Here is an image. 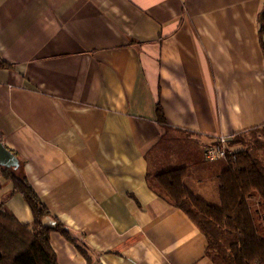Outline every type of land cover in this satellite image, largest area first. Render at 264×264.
<instances>
[{"label": "crops", "instance_id": "crops-1", "mask_svg": "<svg viewBox=\"0 0 264 264\" xmlns=\"http://www.w3.org/2000/svg\"><path fill=\"white\" fill-rule=\"evenodd\" d=\"M264 0H0V134L24 163L60 232L59 264H214L196 224L148 176L188 167L184 184L220 206L218 137L264 166ZM134 41V42H132ZM163 108L167 131L158 123ZM0 167V199L32 211ZM261 200L245 197L231 232L264 238Z\"/></svg>", "mask_w": 264, "mask_h": 264}, {"label": "trees", "instance_id": "trees-1", "mask_svg": "<svg viewBox=\"0 0 264 264\" xmlns=\"http://www.w3.org/2000/svg\"><path fill=\"white\" fill-rule=\"evenodd\" d=\"M262 47L264 49V6L259 14ZM134 42V41H132ZM0 67H10L3 62ZM158 123L168 130L163 108L157 107ZM3 141V135L0 134ZM230 152V151H229ZM234 161L220 176V206H212L195 196L185 186L188 167L175 168L152 177V190L164 195L174 207L182 210L207 238V254L214 264H264V238L231 232L226 220L251 195L257 196L264 209V166L248 151L233 153ZM24 163L18 169L1 167V173L12 183L11 195L20 194L32 211L33 222L21 224L0 199V264H59L52 249L51 234L60 232L91 262L86 242L80 240L63 224L50 226L49 211L38 197L28 177L22 175ZM264 215V214H263Z\"/></svg>", "mask_w": 264, "mask_h": 264}, {"label": "built area", "instance_id": "built-area-1", "mask_svg": "<svg viewBox=\"0 0 264 264\" xmlns=\"http://www.w3.org/2000/svg\"><path fill=\"white\" fill-rule=\"evenodd\" d=\"M227 145V138L218 137L216 142L204 151L206 159L210 162L220 160L234 161L236 158L233 153L228 151Z\"/></svg>", "mask_w": 264, "mask_h": 264}, {"label": "water", "instance_id": "water-1", "mask_svg": "<svg viewBox=\"0 0 264 264\" xmlns=\"http://www.w3.org/2000/svg\"><path fill=\"white\" fill-rule=\"evenodd\" d=\"M20 160L18 157L5 147L3 141L0 139V167L7 169H18L20 167Z\"/></svg>", "mask_w": 264, "mask_h": 264}]
</instances>
